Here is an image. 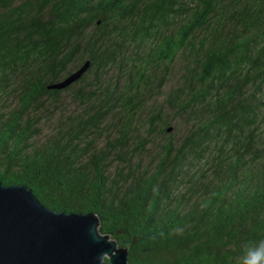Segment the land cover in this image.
Returning <instances> with one entry per match:
<instances>
[{"label": "trees", "instance_id": "16d2710c", "mask_svg": "<svg viewBox=\"0 0 264 264\" xmlns=\"http://www.w3.org/2000/svg\"><path fill=\"white\" fill-rule=\"evenodd\" d=\"M0 181L133 264H236L264 238V0H0Z\"/></svg>", "mask_w": 264, "mask_h": 264}, {"label": "water", "instance_id": "95a60500", "mask_svg": "<svg viewBox=\"0 0 264 264\" xmlns=\"http://www.w3.org/2000/svg\"><path fill=\"white\" fill-rule=\"evenodd\" d=\"M89 64L86 61L48 87L68 86L81 77ZM100 225L94 211L55 210L43 204L28 185L0 181V264H99L96 258L102 252L110 254L115 243L119 245L108 233L102 239L93 238ZM107 237L113 242H107ZM119 248L111 264H133L128 247Z\"/></svg>", "mask_w": 264, "mask_h": 264}, {"label": "clouds", "instance_id": "9594fccd", "mask_svg": "<svg viewBox=\"0 0 264 264\" xmlns=\"http://www.w3.org/2000/svg\"><path fill=\"white\" fill-rule=\"evenodd\" d=\"M95 232L97 235L93 238L96 240L106 236L99 230V227L95 229ZM107 242L112 243L113 241L108 238ZM119 249V245L115 243V250L110 254L109 252H102L96 259L99 264H111L112 257L117 255ZM236 264H264V238L258 241L245 242L242 246V254L237 258Z\"/></svg>", "mask_w": 264, "mask_h": 264}, {"label": "rangeland", "instance_id": "374dc122", "mask_svg": "<svg viewBox=\"0 0 264 264\" xmlns=\"http://www.w3.org/2000/svg\"><path fill=\"white\" fill-rule=\"evenodd\" d=\"M174 78H176V77L174 76ZM179 134H180V132L177 131V132H176V136H178Z\"/></svg>", "mask_w": 264, "mask_h": 264}]
</instances>
